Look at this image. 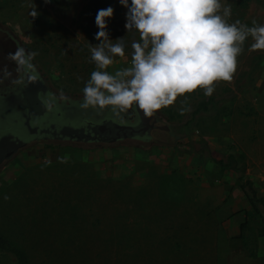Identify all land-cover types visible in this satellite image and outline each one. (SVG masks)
Wrapping results in <instances>:
<instances>
[{
    "label": "rangeland",
    "instance_id": "1",
    "mask_svg": "<svg viewBox=\"0 0 264 264\" xmlns=\"http://www.w3.org/2000/svg\"><path fill=\"white\" fill-rule=\"evenodd\" d=\"M106 6L0 0V101L25 91L36 99L35 113L46 110L53 121L32 134L22 124L24 144L0 151V229L30 264H263L256 229L264 206L257 202L261 215L254 212L250 197L253 189L264 199V50H249L248 37L231 81L215 82L210 96L200 88L178 96L141 135L75 138L84 120H136L135 110L62 111L81 105L94 69L88 51L97 42L94 16ZM125 11L107 25L112 42L125 43L110 73L130 66V44L139 39L124 29ZM231 12L229 22L264 23V0ZM19 48L36 53L31 69L12 58ZM204 99L207 108L196 110ZM8 127L0 125V136L11 134ZM242 222L256 237L254 256L242 246ZM0 264L17 261L0 249Z\"/></svg>",
    "mask_w": 264,
    "mask_h": 264
},
{
    "label": "clouds",
    "instance_id": "2",
    "mask_svg": "<svg viewBox=\"0 0 264 264\" xmlns=\"http://www.w3.org/2000/svg\"><path fill=\"white\" fill-rule=\"evenodd\" d=\"M123 6V27L135 31L131 41L130 66L107 71L115 57L125 56V43L109 37L112 5L97 9L94 24L95 46H89L94 64L82 88V108L109 109L119 115L139 110L145 117L172 105L178 96L197 88L205 96L214 92L215 82L231 81L237 56L251 37L249 50H264V23L251 25L239 19L229 22L231 5L221 0H117ZM36 15V10H31ZM36 55L23 48L12 58L31 69ZM188 109L181 108L183 113ZM7 199V196L4 197Z\"/></svg>",
    "mask_w": 264,
    "mask_h": 264
},
{
    "label": "flooded vegetation",
    "instance_id": "3",
    "mask_svg": "<svg viewBox=\"0 0 264 264\" xmlns=\"http://www.w3.org/2000/svg\"><path fill=\"white\" fill-rule=\"evenodd\" d=\"M37 102L36 99L28 93L26 94L25 91L16 94L15 96H10L2 101H0V125H4L5 127H14L13 129H8L11 131V134H2L0 136V151L6 148H12L15 145L19 146L20 144H24L21 137L23 138V130L20 126L23 124V129L26 127L29 133L32 134L36 132V129H39L41 126L48 123H52L53 121H49L46 118V110L39 112L38 114L35 113L34 106H36ZM107 108L104 110L94 109V108H82L81 105L79 106H72L71 111L64 109L62 111H67L72 114H92L94 116H100V114H105ZM136 111L135 121H130L126 124H119L113 122L111 125L106 123L94 124L93 120H84L83 124L77 128V132L74 133L75 138H83V139H93V137L98 138L103 136V139H107L108 141H116L120 139V137H127V136H136L138 134H142L147 132V130H143L144 124L140 118V114L138 110ZM96 114V115H95ZM60 115V112L58 113ZM56 122V121H55ZM119 125V126H117ZM122 125V127H120ZM57 126V125H56ZM8 127V128H9ZM19 129V130H18ZM3 131H6L3 129ZM30 134V135H31ZM107 134V135H106ZM112 134V135H110ZM13 137L11 139L10 137ZM73 136V134H70ZM10 150L6 152L9 154Z\"/></svg>",
    "mask_w": 264,
    "mask_h": 264
},
{
    "label": "trees",
    "instance_id": "4",
    "mask_svg": "<svg viewBox=\"0 0 264 264\" xmlns=\"http://www.w3.org/2000/svg\"><path fill=\"white\" fill-rule=\"evenodd\" d=\"M104 1H106V5H109V4L112 5L114 9L113 15L118 16L121 14L123 6L119 5L117 3V0H104ZM227 1L230 3L233 9H236L237 11L240 12V11H244L249 6L252 0H227ZM209 102H210V99L201 100L200 102H198L196 110L197 109L205 110ZM242 171H244V168ZM250 199L253 201L254 212L258 211V213H260L256 205H257V202H262L264 206V199L259 198L255 190L253 189H252V196L250 197ZM239 231H240L239 236L242 241V246L247 250L248 255L254 256L255 255L254 248L250 246V239L256 240V237L253 236L254 235L253 229L251 228V226H249V224L242 222L240 224ZM256 234H257V238L262 239L261 259H262V263L264 264V217L259 227L256 229ZM0 249H3L5 251L12 253L16 258L17 264H30L28 255L26 251L24 250V248L21 245L17 244L14 240L9 238L4 233V231L1 229H0Z\"/></svg>",
    "mask_w": 264,
    "mask_h": 264
},
{
    "label": "water",
    "instance_id": "5",
    "mask_svg": "<svg viewBox=\"0 0 264 264\" xmlns=\"http://www.w3.org/2000/svg\"><path fill=\"white\" fill-rule=\"evenodd\" d=\"M138 112H139V114H140V118H141V120H142V122H143V124H144V128H143V130L145 131V130H147L148 128H151V127H153V118H152V116L151 117H145V116H143L142 114H141V111H139L138 110ZM117 126H119V125H117ZM120 127H122V125H120Z\"/></svg>",
    "mask_w": 264,
    "mask_h": 264
}]
</instances>
